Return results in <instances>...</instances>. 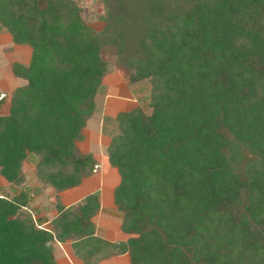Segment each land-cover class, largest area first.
Wrapping results in <instances>:
<instances>
[{"label": "trees", "instance_id": "16d2710c", "mask_svg": "<svg viewBox=\"0 0 264 264\" xmlns=\"http://www.w3.org/2000/svg\"><path fill=\"white\" fill-rule=\"evenodd\" d=\"M101 3L96 31L77 0H0V29L30 47L0 113L12 189L0 194V264H59L53 242L66 240L84 264L123 253L129 264H264V0ZM113 66L148 84L146 109L117 112L106 146L128 234L115 242L95 235L97 193L71 207L59 196L96 170L77 142ZM26 161L53 190L50 229L29 208Z\"/></svg>", "mask_w": 264, "mask_h": 264}, {"label": "rangeland", "instance_id": "374dc122", "mask_svg": "<svg viewBox=\"0 0 264 264\" xmlns=\"http://www.w3.org/2000/svg\"><path fill=\"white\" fill-rule=\"evenodd\" d=\"M77 1L82 6L83 19L96 31H101L104 27V21L102 19L104 12L101 0ZM14 44L15 43L12 41L11 36L7 32L0 29V97L4 95L3 103L0 107V113L7 112L12 91L16 87L24 84V80L19 79L13 74L10 67L12 62L27 64L30 57V47L27 45H21L22 47L19 48L14 46ZM125 75L126 72L123 68L113 66L109 73L104 77L102 89L97 99L98 110L88 122V125L93 124L99 118L101 127H97L99 129L97 132H95L96 129L94 128L91 130L92 139L89 140L88 144L80 143L81 149H86V147H88L90 151L96 153L95 158L98 160V165L96 166V170L90 179L91 181L84 180L78 187L67 191L75 192L77 197L84 196L90 192H97L105 210L114 208L113 188L119 182V174L116 168L112 167L107 162L105 149V144L108 142L111 134L115 131L113 119L116 110L124 108L130 110L138 105V103L146 109V104H144L141 99L145 96V94H147V82L143 81L135 84H128ZM109 96L120 100L115 101L117 103L112 101L108 102L107 100L110 98ZM22 175L24 184L33 187L34 190V199L31 201V207L29 208L33 212H35V208H39L44 211V214H46L47 217L52 216L55 213L52 212L54 210L51 207L53 199L52 196L54 194L53 190L50 188H41L40 182L36 177L35 167L31 161L23 163ZM16 189L19 190V186H16ZM11 193V185L0 177V194L11 195ZM109 214L111 215V213ZM34 217L36 218L37 215L35 214ZM121 217L120 213H113V215L109 217L111 222L114 223H112L114 227L117 226L115 227L116 229L119 225L117 220L118 218L121 219ZM101 220L104 221L103 219ZM113 237L116 239L119 238V235L115 233Z\"/></svg>", "mask_w": 264, "mask_h": 264}, {"label": "crops", "instance_id": "0c3cea01", "mask_svg": "<svg viewBox=\"0 0 264 264\" xmlns=\"http://www.w3.org/2000/svg\"><path fill=\"white\" fill-rule=\"evenodd\" d=\"M21 45H24V44H16V43L14 44V46H17L19 48L22 47ZM109 97L110 98H108V100L106 99L108 102L109 101L115 102V101H119L120 100V99L118 100V98H111L112 96H109ZM109 99H112V100H109ZM120 102H122V101H120ZM115 103H117V102H115ZM97 110H98V105H97V101H96V111ZM123 110H127V109L126 108L121 109V110L117 109L116 113L119 112V111H123ZM116 113H115V115H116ZM90 119L91 118H89V120ZM89 120L87 121V123L85 125V128L83 129L84 139L82 141L77 142V147L83 152H91V153H93L92 151L89 150L88 147H86V149L85 148L81 149V147H80V143H87L88 144L89 140L92 139L91 130L93 128L96 129L95 132H97L99 130L97 127L98 126L101 127V123L99 122V118H98V120H96V122H94L93 124H90V125H88ZM109 139H110V137H109ZM109 139H108V142H109ZM108 142L105 144V146H107ZM105 149H106V147H105ZM93 154H94V156H96V153H93ZM97 162H98V160H97ZM92 176H93V174L91 176L83 179L82 182L84 180H88L89 181L92 178ZM82 182H81V184H82ZM78 186H76V187H78ZM74 188L75 187H72V188L66 189V190H64V191L59 193L60 201L66 207H71V206L75 205L76 202L81 201L87 194H89V193H87L84 196L77 197L75 195V192H67L68 190H71V189H74ZM90 193H97V192H90ZM52 198H53L52 199V202H53L54 197L52 196ZM99 199H100V196H99ZM35 210L38 211L36 213L37 217L46 216V214H44V211L40 210L39 208H35ZM52 212L54 213L55 211H52ZM109 213H111V215ZM113 213H118L116 211V209H115V206H114V208H111V209L109 208V209L105 210L104 207L102 206L101 199H100L99 211L93 217V222H94V225H95V235L100 237V238H102V239H105L107 241H111V242L125 240L128 237V234L124 233L120 229V221H121V219L118 218V220H117V223L119 224L117 229L115 228L117 226L114 227V225H113L114 223L111 222V219H109V217L112 216ZM54 214L52 216L47 217L48 219H47L46 222L43 223V227L48 228V229L51 228L50 219L54 216ZM105 214L106 215L109 214V215L106 216ZM101 219H103L104 221H102ZM118 229H120V230H118ZM118 231H121V232H118ZM115 233H117L119 235V238L114 239L115 237H113V236H114ZM53 247H54L53 248V253H54L55 259H56V261L59 264H84V261L81 258H79L77 255L74 254L73 249L71 247V240H66L64 242L55 241V242H53ZM127 263L129 264V257H128V255L126 253H123V254H116V255L113 254V255L100 256L92 264H127Z\"/></svg>", "mask_w": 264, "mask_h": 264}]
</instances>
